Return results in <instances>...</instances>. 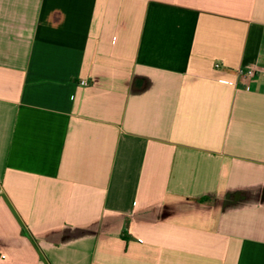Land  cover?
Segmentation results:
<instances>
[{
	"label": "crops",
	"instance_id": "1",
	"mask_svg": "<svg viewBox=\"0 0 264 264\" xmlns=\"http://www.w3.org/2000/svg\"><path fill=\"white\" fill-rule=\"evenodd\" d=\"M0 264H264V0H0Z\"/></svg>",
	"mask_w": 264,
	"mask_h": 264
},
{
	"label": "built area",
	"instance_id": "2",
	"mask_svg": "<svg viewBox=\"0 0 264 264\" xmlns=\"http://www.w3.org/2000/svg\"><path fill=\"white\" fill-rule=\"evenodd\" d=\"M241 72L244 74V76H251V75H253L255 73V70L252 69V68H249L246 71L242 69ZM82 84L86 85L87 81L86 80H82Z\"/></svg>",
	"mask_w": 264,
	"mask_h": 264
}]
</instances>
